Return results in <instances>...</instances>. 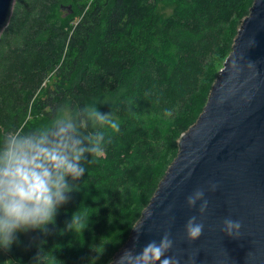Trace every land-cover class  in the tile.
<instances>
[{"label": "trees", "instance_id": "1", "mask_svg": "<svg viewBox=\"0 0 264 264\" xmlns=\"http://www.w3.org/2000/svg\"><path fill=\"white\" fill-rule=\"evenodd\" d=\"M83 1L15 0L0 35V140L37 130L25 124L31 111L55 120L90 102L107 107L120 128L104 129L103 154L84 162L78 191L54 223L18 232L0 248V264H37L45 253L43 264L112 263L177 157L180 136L202 113L254 3L96 0L85 12ZM64 57L70 61L59 68ZM52 72L59 79L42 92ZM99 128L91 122L85 130ZM76 212L88 217L81 232L66 228Z\"/></svg>", "mask_w": 264, "mask_h": 264}, {"label": "water", "instance_id": "2", "mask_svg": "<svg viewBox=\"0 0 264 264\" xmlns=\"http://www.w3.org/2000/svg\"><path fill=\"white\" fill-rule=\"evenodd\" d=\"M14 2L0 0V35ZM62 10L71 13L72 6ZM178 144L177 157L134 226L142 222L140 230H132L111 264L126 251L139 253L159 241L165 231L174 241L169 255L179 264H189V257L192 264H264V0H254L202 113ZM197 188L209 202L203 218L199 204L189 209L185 203ZM192 215L203 220L204 230L189 243L184 225ZM229 217L242 222L238 239L221 230Z\"/></svg>", "mask_w": 264, "mask_h": 264}, {"label": "clouds", "instance_id": "3", "mask_svg": "<svg viewBox=\"0 0 264 264\" xmlns=\"http://www.w3.org/2000/svg\"><path fill=\"white\" fill-rule=\"evenodd\" d=\"M94 122L99 130L87 132L86 125ZM119 123L111 113L102 114L98 109L85 106L73 114H61L52 125L43 130L8 132L0 140V248L9 249L20 231L38 229L46 231L54 223L58 208L67 203L70 193L78 191L76 181L86 172L84 162L88 157L103 154L105 131H119ZM71 178V180H69ZM216 184L210 186L215 192ZM189 209H197L201 218L208 209L203 188L195 189L186 197ZM151 216V213H148ZM222 231L229 237L241 236L242 222L230 217L223 220ZM88 224V217L74 213L66 224L69 231L81 232ZM142 222L135 227L140 230ZM204 230L203 220L190 216L185 225L186 239L192 243ZM174 241L165 231L159 241H149L139 253L126 251L118 264H179L169 255ZM97 247L96 249H99ZM98 255L102 250H95ZM46 254L37 255V264H43ZM193 257H189L192 264ZM94 264V262H93Z\"/></svg>", "mask_w": 264, "mask_h": 264}, {"label": "rangeland", "instance_id": "4", "mask_svg": "<svg viewBox=\"0 0 264 264\" xmlns=\"http://www.w3.org/2000/svg\"><path fill=\"white\" fill-rule=\"evenodd\" d=\"M95 3H96V0H84L81 3V5L84 8V11L87 12L88 10L93 8ZM168 12H169V10H168ZM68 61H70V59H67V58L65 59V57H64V60L61 61V64L59 65V68L62 65H65L66 62H68ZM81 69L82 68H79V70L76 71L73 74L74 80H77V78L79 77ZM58 79H59L58 77L57 78L55 77L54 72H52L49 75V78L46 81L42 92H44L48 87L54 86V83H56V80H58ZM87 107L90 108V109H98L102 114H106L107 107H105V109L104 108H100L99 109L98 105L96 103H92V102L88 103ZM64 114H71V113H70V111L68 109H66ZM32 122H33L34 127L37 130H43V129H46V128L50 127L52 125V123L54 122V120L51 119V118H48V117H40V116L34 114L33 111H31V112H29L27 114V117H26V120H25V124L29 125V124H32Z\"/></svg>", "mask_w": 264, "mask_h": 264}]
</instances>
